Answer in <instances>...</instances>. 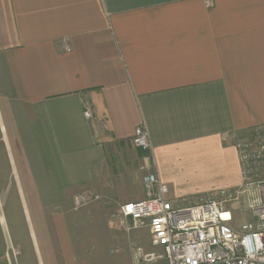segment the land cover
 <instances>
[{"label": "crops", "instance_id": "0c3cea01", "mask_svg": "<svg viewBox=\"0 0 264 264\" xmlns=\"http://www.w3.org/2000/svg\"><path fill=\"white\" fill-rule=\"evenodd\" d=\"M140 126L170 199L241 186L236 143L264 128V0H0V184L9 166L23 195L16 151L40 215L85 191L140 201Z\"/></svg>", "mask_w": 264, "mask_h": 264}, {"label": "built area", "instance_id": "2783aa9c", "mask_svg": "<svg viewBox=\"0 0 264 264\" xmlns=\"http://www.w3.org/2000/svg\"><path fill=\"white\" fill-rule=\"evenodd\" d=\"M208 7L213 0H204ZM67 52L71 51L65 45ZM91 119V113L85 112ZM135 148L150 154L143 170L145 198L119 207L124 221L146 222L151 245L162 254L138 249L133 264H264V128L237 141L242 184L199 198L192 205L169 198V188L152 158L148 129L135 130ZM100 199L90 191L73 197L75 210Z\"/></svg>", "mask_w": 264, "mask_h": 264}, {"label": "rangeland", "instance_id": "374dc122", "mask_svg": "<svg viewBox=\"0 0 264 264\" xmlns=\"http://www.w3.org/2000/svg\"><path fill=\"white\" fill-rule=\"evenodd\" d=\"M14 155L23 195L19 197L16 194L17 179L13 175L10 176L12 168L7 166L8 182L0 184V202L5 198L8 233L13 246L6 249V235L0 222V264H8L5 254L11 256L12 264H133V257L138 249L145 253L162 254L160 249L152 247L150 230L146 222L122 220L118 210L125 203L116 199L107 200L100 196V199L78 210L74 209L72 203L71 207H68V204L61 205L41 215L38 214L31 183L24 172V161H21L16 151ZM136 159L138 181L143 179L147 171L143 170L146 163L140 165L138 158ZM7 185L13 186V189L8 188L6 191ZM261 188L263 189L264 185ZM187 191L180 201L195 198V190ZM8 192L12 193L6 199ZM24 204L28 215L23 211ZM11 207L16 209L9 213ZM32 232L39 259L34 250Z\"/></svg>", "mask_w": 264, "mask_h": 264}, {"label": "bare ground", "instance_id": "6f19581e", "mask_svg": "<svg viewBox=\"0 0 264 264\" xmlns=\"http://www.w3.org/2000/svg\"><path fill=\"white\" fill-rule=\"evenodd\" d=\"M1 222L4 223V218L0 216Z\"/></svg>", "mask_w": 264, "mask_h": 264}]
</instances>
